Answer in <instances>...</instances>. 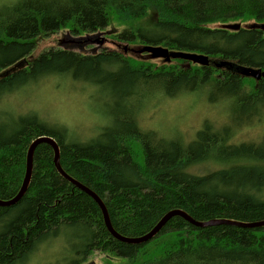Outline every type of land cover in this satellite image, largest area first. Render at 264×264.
Instances as JSON below:
<instances>
[{
  "label": "trees",
  "instance_id": "trees-1",
  "mask_svg": "<svg viewBox=\"0 0 264 264\" xmlns=\"http://www.w3.org/2000/svg\"><path fill=\"white\" fill-rule=\"evenodd\" d=\"M8 8L0 14V100L68 76L113 106L105 112L109 123L86 138L35 110L7 111L12 119L4 112L1 200L19 193L28 150L47 135L58 144L63 171L102 199L122 236L147 234L175 209L196 221L264 220V134L230 143L240 126L264 124V75L242 72L264 71V29L256 26L264 24V0H17ZM231 23L241 27L228 28ZM110 25L116 31L107 32ZM59 31L66 32L63 45L32 56L38 38ZM104 33L127 44L107 49L99 45ZM144 45L210 61L157 62L146 51L136 55ZM194 92L212 103L230 100L227 124L205 121L189 141L140 126L138 114L151 97ZM201 163L203 172L196 169ZM62 242L50 264H88L96 251L124 258L103 264H264V226H197L175 215L146 242L116 238L99 203L61 175L54 147L40 142L26 192L0 205V264H27L40 248Z\"/></svg>",
  "mask_w": 264,
  "mask_h": 264
},
{
  "label": "rangeland",
  "instance_id": "rangeland-1",
  "mask_svg": "<svg viewBox=\"0 0 264 264\" xmlns=\"http://www.w3.org/2000/svg\"><path fill=\"white\" fill-rule=\"evenodd\" d=\"M15 1L17 0H0V14L11 11L10 8L6 9V7L8 3ZM109 30L111 32L116 31L115 26L110 25L106 31ZM65 33V31H59L38 38L32 56L38 55L50 47L63 45L61 40ZM101 36L106 40L104 39V43L99 45H105L107 49L123 50L117 46L127 44L117 42L114 37L107 36V33L101 34ZM141 54L142 52L136 55L141 57ZM150 57L152 56L150 55ZM152 60L165 61L163 57ZM85 84L74 81L68 76H51L31 84V86L24 87L21 91L12 93L0 100V121L5 120L6 114L12 119L7 111L24 114L35 110L46 119L70 128L77 137L93 136L99 126L109 123V119L105 117V112L113 106V101L100 95L97 91H93L91 86ZM230 104L231 101L228 99L212 103L207 99L204 92L183 93L173 97L161 94L148 99L147 104L138 114V121L144 129H153L163 136L180 137L189 141L195 137L196 132L202 128L205 121H211L216 127L227 124L230 120ZM126 106L128 107V105ZM4 112L6 114L2 115ZM263 134L264 124L242 125L235 132L230 143L239 144L237 142L258 140ZM196 169L203 172L207 166L201 163L200 166H196ZM60 246L63 247V242L57 243L56 247L40 248L27 264H50L55 260ZM105 261L122 263L124 258L109 256L96 251L89 257L87 263L103 264Z\"/></svg>",
  "mask_w": 264,
  "mask_h": 264
},
{
  "label": "water",
  "instance_id": "water-1",
  "mask_svg": "<svg viewBox=\"0 0 264 264\" xmlns=\"http://www.w3.org/2000/svg\"><path fill=\"white\" fill-rule=\"evenodd\" d=\"M257 27L264 29V24H259L256 25ZM228 28H233V29H238L241 27V24H235V23H231L229 25H227ZM127 48V47H125ZM139 52H148L151 54V56L153 58H160L163 57L165 62H170L172 58H185V59H189L192 61H198L202 64H208L209 63V57L205 56L203 54H194V53H188V52H182V51H170V49H168L167 47L161 46V45H144L143 47H141L139 50H137ZM243 73L246 75H252L255 76L256 78H261L262 75H264V71H262L261 69H256V68H244L243 69ZM40 142H47L50 143L55 150V164L56 167L58 169V171L68 180H70L72 183H74L75 185H77L79 188H81L82 190L86 191L88 194H90L101 206L102 210H103V214H104V219L106 222V225L109 229V231L118 239L122 240V241H126V242H130V243H143L148 241L149 239H151L153 236H155L160 229L167 223V221L172 218L175 215H182L184 216L188 221H190L192 224H195L197 226H208V225H216V224H223V223H230V224H235V225H239V226H243V227H260V226H264V220L262 221H257V222H249V223H244V222H237V221H230L227 219H216V220H208V221H196L194 220L191 216H189L188 214H186L184 211L179 210V209H175V210H171L168 211L161 219L160 221L155 225V227L147 234H144L142 236L139 237H126V236H122L119 233H117L110 221L109 215H108V211L106 209V206L104 204V202L102 201V199L91 189H89L88 187H86L85 185H83L82 183L78 182L77 180H75L74 178H72L71 176H69L66 172L63 171V169L60 166L59 163V147L58 144L56 142V140L50 136L44 135L41 136L39 138H37L36 140L33 141V143L31 144L29 150H28V155H27V167H26V175L24 178V182L23 185L19 191V193L12 199L10 200H1L0 199V205H11L14 204L15 202H17L22 195L26 192L29 182H30V177H31V172H32V155H33V151L36 148V146L40 143Z\"/></svg>",
  "mask_w": 264,
  "mask_h": 264
},
{
  "label": "bare ground",
  "instance_id": "bare-ground-1",
  "mask_svg": "<svg viewBox=\"0 0 264 264\" xmlns=\"http://www.w3.org/2000/svg\"><path fill=\"white\" fill-rule=\"evenodd\" d=\"M146 53H148V52H146ZM83 185H84V184H83ZM86 187H87V186H86ZM89 189H90V188H89ZM83 191H84V190H83ZM85 192H86V191H85ZM86 193H87V192H86ZM89 195H90V194H89ZM15 203H16V202H15ZM181 216H182V215H181ZM183 217H184V216H183ZM184 218H185V217H184ZM148 233H149V232H148ZM153 237H154V236H153ZM153 237H152V238H153ZM152 238H151V239H152ZM149 240H150V239H149Z\"/></svg>",
  "mask_w": 264,
  "mask_h": 264
},
{
  "label": "flooded vegetation",
  "instance_id": "flooded-vegetation-1",
  "mask_svg": "<svg viewBox=\"0 0 264 264\" xmlns=\"http://www.w3.org/2000/svg\"><path fill=\"white\" fill-rule=\"evenodd\" d=\"M232 66H234V65H232ZM236 69H238V67L237 66H234ZM242 72H243V69H242ZM244 74V73H243Z\"/></svg>",
  "mask_w": 264,
  "mask_h": 264
}]
</instances>
